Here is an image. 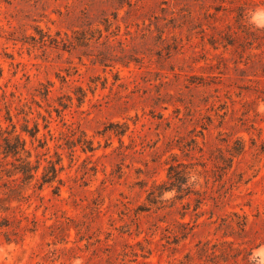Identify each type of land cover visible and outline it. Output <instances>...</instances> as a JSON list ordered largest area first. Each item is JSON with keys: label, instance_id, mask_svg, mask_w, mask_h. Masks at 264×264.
Wrapping results in <instances>:
<instances>
[{"label": "rangeland", "instance_id": "374dc122", "mask_svg": "<svg viewBox=\"0 0 264 264\" xmlns=\"http://www.w3.org/2000/svg\"><path fill=\"white\" fill-rule=\"evenodd\" d=\"M258 7L264 0H0V125H17L39 174L61 159L62 179L42 190L15 182L0 154V264H259ZM38 29L94 38L24 44ZM36 123L37 138L23 132ZM171 165L190 172L192 192L151 204Z\"/></svg>", "mask_w": 264, "mask_h": 264}, {"label": "trees", "instance_id": "16d2710c", "mask_svg": "<svg viewBox=\"0 0 264 264\" xmlns=\"http://www.w3.org/2000/svg\"><path fill=\"white\" fill-rule=\"evenodd\" d=\"M128 5H132V3H128ZM102 24H104L106 30L109 31L110 20L106 19ZM38 32L40 34V37H37L36 35H29L28 37L23 39L24 44H33V46H37V44H42L43 46H46L47 43L50 42L54 45H59L60 43H63L66 46L68 44L70 46L75 47L88 46L89 41L94 38V36L91 37L87 32H81L79 34L80 36L74 37L73 40L65 39L64 37H62L61 33H57L56 36H54L49 32L43 31L42 29H38ZM98 32H100L102 37V29H98ZM13 40L17 41V39L15 38H13ZM29 40H32L33 42ZM7 119L13 122L11 117H7ZM12 125L14 124L12 123ZM46 127H48V125H46ZM23 132L33 138H37V135L40 132V126L38 123H36L34 127L27 126L23 129ZM84 146L85 150L94 151L96 149L93 141L90 140L85 141ZM0 150V154L3 155V158L6 163L13 164L15 166V173L8 174L9 177H12L14 175L18 176L17 179H14L15 182L21 180L24 184H30L31 182L36 180L37 183H39V188L41 190L46 184H53L56 181H60V183H62V179H60L59 177L60 169L58 167V164H60L61 159H59L58 162L50 161V165L44 167V172H42V174H39L41 162L37 161V164H35L32 161V150L29 149L28 142L24 134L20 133L17 130V125H14L13 130L5 129L0 125ZM237 151L242 152L243 149H238ZM10 158L15 159L18 163L10 161ZM178 167V165L170 166L168 173V177L170 180L169 184H156L154 189L149 192L148 200L151 204L158 203L159 198H161L164 191L171 190L172 188H175L178 193H181L179 195L180 198H184L192 192L191 187H184V185L186 184V175L189 179L191 178L190 172L184 170L181 171L178 169ZM17 185L20 184L17 183ZM183 192L186 193L183 194Z\"/></svg>", "mask_w": 264, "mask_h": 264}, {"label": "clouds", "instance_id": "9594fccd", "mask_svg": "<svg viewBox=\"0 0 264 264\" xmlns=\"http://www.w3.org/2000/svg\"><path fill=\"white\" fill-rule=\"evenodd\" d=\"M252 14V10H248L247 16ZM251 23L255 24L257 28L264 29V7H258L255 9V14L252 15ZM259 112L264 113V103L260 105L257 109ZM199 181L202 182V177H199ZM193 186V179H189L186 175V184L184 187ZM195 187H199V183L194 185ZM176 195V189L172 188L171 190H166L161 196L162 200H170L174 198ZM254 255L250 257V259H254L255 257L259 256L260 261L259 264H264V245H261L259 250H253ZM77 264H81V262H77Z\"/></svg>", "mask_w": 264, "mask_h": 264}]
</instances>
